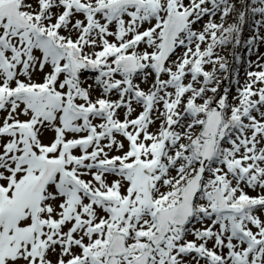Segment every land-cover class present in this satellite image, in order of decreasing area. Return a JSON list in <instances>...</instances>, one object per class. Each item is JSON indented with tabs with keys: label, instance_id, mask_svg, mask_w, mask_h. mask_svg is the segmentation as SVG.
Segmentation results:
<instances>
[{
	"label": "snow or ice",
	"instance_id": "obj_1",
	"mask_svg": "<svg viewBox=\"0 0 264 264\" xmlns=\"http://www.w3.org/2000/svg\"><path fill=\"white\" fill-rule=\"evenodd\" d=\"M262 47L264 0H0V264H264Z\"/></svg>",
	"mask_w": 264,
	"mask_h": 264
},
{
	"label": "rangeland",
	"instance_id": "obj_2",
	"mask_svg": "<svg viewBox=\"0 0 264 264\" xmlns=\"http://www.w3.org/2000/svg\"><path fill=\"white\" fill-rule=\"evenodd\" d=\"M241 51H242V50H241ZM261 51L264 52V47L261 48ZM253 59H254V57H253ZM241 71H242V68H241Z\"/></svg>",
	"mask_w": 264,
	"mask_h": 264
}]
</instances>
